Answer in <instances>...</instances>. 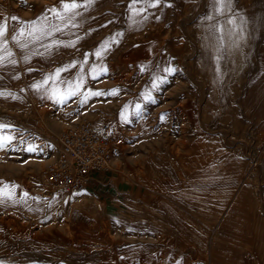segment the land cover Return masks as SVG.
<instances>
[{
  "label": "rangeland",
  "instance_id": "rangeland-1",
  "mask_svg": "<svg viewBox=\"0 0 264 264\" xmlns=\"http://www.w3.org/2000/svg\"><path fill=\"white\" fill-rule=\"evenodd\" d=\"M170 10L143 55L103 62L93 104L57 102L75 91L58 79L28 94L0 81V136L13 138L0 189H14L0 197V264H264V0H200L175 23ZM83 119L116 130L108 201L47 181L60 133ZM82 193L86 215L54 201Z\"/></svg>",
  "mask_w": 264,
  "mask_h": 264
},
{
  "label": "crops",
  "instance_id": "crops-1",
  "mask_svg": "<svg viewBox=\"0 0 264 264\" xmlns=\"http://www.w3.org/2000/svg\"><path fill=\"white\" fill-rule=\"evenodd\" d=\"M71 2L73 0H0V25L6 23L5 36L0 40V81L25 88L28 94L29 87L41 90L48 86L33 87L42 84L50 76L48 67L55 65L56 71L67 69L61 71L58 78L59 92H65L71 85L76 92L64 102L74 98L73 103L93 104V78L97 84L103 80L99 75L104 61L107 63L109 57H116V62L121 63L128 56L143 55L146 51L134 50L136 47L138 50L144 49L146 44L161 35L158 26L165 22L161 15L162 5H170L167 21L175 23L176 11L185 18L189 17L199 6L200 0H136L134 5L133 0H75L79 7L71 12L64 11L62 4ZM151 4L155 6H149ZM12 17L18 19L13 20ZM33 22L36 24L33 25ZM144 25L150 27L145 28ZM34 27L37 30L34 31ZM41 28L43 31L39 30ZM146 29L150 32L149 36ZM48 32L52 34L48 35ZM170 39L172 41L174 37ZM53 41L58 43L49 48ZM105 42L107 47L94 59L97 57L95 53L101 50ZM131 42L132 51L129 49ZM73 53L76 55L73 60L67 58ZM100 57H105V60ZM72 63L76 64L74 75L69 76L67 72L72 68ZM97 67L95 70L99 74L93 77V69ZM62 81L64 84L61 85ZM121 86H115L112 81L109 88L112 91ZM114 100L110 98L105 103H114ZM103 177L104 174H97L96 179L88 183L87 191L108 201L111 187Z\"/></svg>",
  "mask_w": 264,
  "mask_h": 264
},
{
  "label": "built area",
  "instance_id": "built-area-1",
  "mask_svg": "<svg viewBox=\"0 0 264 264\" xmlns=\"http://www.w3.org/2000/svg\"><path fill=\"white\" fill-rule=\"evenodd\" d=\"M111 123L95 124L83 119L69 125L59 135V149L47 165L49 185L57 191L77 193L99 173L111 169L116 143Z\"/></svg>",
  "mask_w": 264,
  "mask_h": 264
},
{
  "label": "snow or ice",
  "instance_id": "snow-or-ice-1",
  "mask_svg": "<svg viewBox=\"0 0 264 264\" xmlns=\"http://www.w3.org/2000/svg\"><path fill=\"white\" fill-rule=\"evenodd\" d=\"M136 3V0H133V5ZM149 6H155L154 4H151ZM79 5L77 3H75V0H73V2L71 3H63L62 4V8L64 9V11L66 12H71L72 10L78 8ZM51 11L55 12V9H52ZM142 11V10H141ZM139 14V13H137ZM13 20H16L18 19L17 17H12ZM36 22H33V25H35ZM33 30H37L35 29V27L33 28ZM40 31H43V28L39 29ZM56 30H59V29H56ZM5 33H6V23L4 25H0V40H2V38L5 36ZM23 34V32H21V35ZM48 35H51L52 33L51 32H48L47 33ZM14 39H16L14 37ZM58 42L57 41H53V44L52 45H49L48 47L51 48L53 45H56ZM107 47V42H105L104 45L101 46V50H98L95 55L97 57H99L102 53V51ZM8 55L10 56L11 53L9 52ZM2 59V58H0ZM27 59V58H26ZM12 63H15V61H12ZM74 66V65H73ZM64 70H67V69H57V71L50 75L49 77H47L42 84H36L34 85L33 87L35 88H40L44 85H47L49 83V81H55L59 78L60 76V73L61 71H64ZM95 71V70H93ZM167 71H172L171 69H168ZM156 86V85H154ZM71 87V86H70ZM77 89L79 88V85L76 86ZM76 92L75 91H70L69 93H67V95H62V96H59V98L57 99V102L59 103H63L69 96L71 95H75ZM92 95H104L105 93H100V92H95V93H91ZM109 95H116L117 94V90H112L110 93H107ZM53 95L55 96L56 95V92L54 91L53 92ZM136 114H139V110H140V105H136ZM127 106H125V109L124 111L121 113L122 115V118L127 120ZM7 127L6 125H0V128H5ZM13 138L10 137V136H0V148L6 146V143H10L11 140ZM35 149L32 148V147H29L28 151H34ZM13 194H14V189L12 191H7V186H5L4 189H0V197H6L8 199H12L13 198ZM25 196L27 195V193L24 194Z\"/></svg>",
  "mask_w": 264,
  "mask_h": 264
},
{
  "label": "bare ground",
  "instance_id": "bare-ground-1",
  "mask_svg": "<svg viewBox=\"0 0 264 264\" xmlns=\"http://www.w3.org/2000/svg\"><path fill=\"white\" fill-rule=\"evenodd\" d=\"M240 12V11H239ZM223 13V11H222ZM247 15V13H246ZM250 15V14H249ZM248 15V17H249ZM251 16V15H250ZM235 17V16H234ZM250 18V17H249ZM225 21V20H224ZM239 24V23H238ZM241 24V23H240ZM238 28H239V25H237ZM232 31V30H231ZM236 32V31H235ZM238 32V31H237ZM241 32V31H240ZM233 33H234V30H233ZM39 159V158H38ZM42 159V158H41ZM38 165V166H37ZM37 167L38 168H42L43 169V166L41 165V162L40 163H37ZM41 170V169H40ZM42 171V170H41ZM41 174H43L42 172H40ZM66 195V194H65ZM55 202L57 203H60V204H66L69 206V208H73V212L79 216V215H86L87 214V211L89 208H87V200H86V193H82V194H79L75 197H69V196H63L59 199H56L54 200ZM90 206V205H89ZM98 208H101L100 204H98L97 206ZM94 209V208H93ZM100 210V209H99ZM98 213V212H97ZM97 219L99 218V215L96 216ZM8 252V251H7Z\"/></svg>",
  "mask_w": 264,
  "mask_h": 264
}]
</instances>
